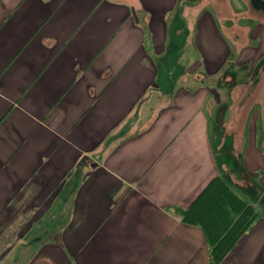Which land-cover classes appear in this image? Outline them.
Instances as JSON below:
<instances>
[{
	"label": "crops",
	"instance_id": "obj_1",
	"mask_svg": "<svg viewBox=\"0 0 264 264\" xmlns=\"http://www.w3.org/2000/svg\"><path fill=\"white\" fill-rule=\"evenodd\" d=\"M252 1L0 0V264H211L183 209L219 175L263 212L222 264H264Z\"/></svg>",
	"mask_w": 264,
	"mask_h": 264
},
{
	"label": "trees",
	"instance_id": "obj_2",
	"mask_svg": "<svg viewBox=\"0 0 264 264\" xmlns=\"http://www.w3.org/2000/svg\"><path fill=\"white\" fill-rule=\"evenodd\" d=\"M206 195L210 198L209 204L198 209ZM183 215L187 220L201 222L210 242L211 264H222L241 236L263 212L237 194L219 175L211 179L189 208L183 209Z\"/></svg>",
	"mask_w": 264,
	"mask_h": 264
},
{
	"label": "rangeland",
	"instance_id": "obj_3",
	"mask_svg": "<svg viewBox=\"0 0 264 264\" xmlns=\"http://www.w3.org/2000/svg\"><path fill=\"white\" fill-rule=\"evenodd\" d=\"M211 1L214 2V0H211ZM218 5L220 8L226 7L222 2L218 3ZM250 7H252V6H250ZM260 13L262 14L263 12H260ZM263 18H264V14H263ZM254 78H255V76H254ZM237 89H238L237 93H239V96L234 101L235 102V111H236V113L237 112L241 113V112H243V110L245 111L244 114L241 113V116H240V121L243 124L244 123L243 119H245L243 117L245 115L247 116V114H248L247 107L249 106L251 108H255L258 106V102H257L258 100L257 99H258L259 88H257L255 86V81L252 79L251 82H249V83H245V82L240 83L239 88L237 87ZM246 122H247V120L245 121V123ZM208 195H206L202 198V201L200 202L198 209H201V208L205 207L207 204H209L210 198ZM213 214H214V212H213ZM222 227H224V225ZM224 229L225 228H223V230ZM225 234L226 233L224 232L223 236H225Z\"/></svg>",
	"mask_w": 264,
	"mask_h": 264
},
{
	"label": "water",
	"instance_id": "obj_4",
	"mask_svg": "<svg viewBox=\"0 0 264 264\" xmlns=\"http://www.w3.org/2000/svg\"><path fill=\"white\" fill-rule=\"evenodd\" d=\"M252 2L255 7L264 9V0H253Z\"/></svg>",
	"mask_w": 264,
	"mask_h": 264
}]
</instances>
